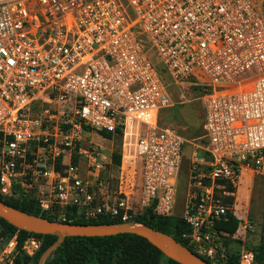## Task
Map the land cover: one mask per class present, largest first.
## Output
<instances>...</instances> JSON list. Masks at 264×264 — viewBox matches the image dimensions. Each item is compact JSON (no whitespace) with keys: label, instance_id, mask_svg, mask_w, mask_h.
<instances>
[{"label":"built area","instance_id":"1","mask_svg":"<svg viewBox=\"0 0 264 264\" xmlns=\"http://www.w3.org/2000/svg\"><path fill=\"white\" fill-rule=\"evenodd\" d=\"M264 0H0V195L34 200L43 212L77 208L85 220L129 218V174L109 193V160L90 139L143 126L132 158L139 204L173 216L184 138L158 125L171 105L147 58L154 50L172 84L201 87L203 139L193 154L182 219L186 248L212 264L226 258L223 196L239 172L264 169ZM74 158H83L87 178ZM264 208V195H263ZM237 218V217H236ZM241 229L252 230L242 221ZM264 231V224H263ZM35 237L22 250L33 255ZM16 236L0 256L14 264ZM238 264H254L240 253Z\"/></svg>","mask_w":264,"mask_h":264},{"label":"rangeland","instance_id":"2","mask_svg":"<svg viewBox=\"0 0 264 264\" xmlns=\"http://www.w3.org/2000/svg\"><path fill=\"white\" fill-rule=\"evenodd\" d=\"M262 13L264 15V5L262 6ZM147 58L156 69L160 68L162 70L164 74L163 78L166 83H168L167 87L171 98V105L159 112L158 125L163 128H170L184 138L176 184V197L172 211L173 216L182 218L184 201L188 193V177L191 160L194 153L196 155L201 154V147L204 143L203 108L201 103L203 92L202 89L192 81L176 85L172 84L167 71L154 50L148 51ZM144 132L145 128L139 126L133 128L132 131H127L124 137L123 135H113L111 138L107 139L97 134L90 135L93 144L99 149L100 153L109 160V163L104 166L101 172V180L105 182L104 186L107 191L109 193H114L118 190L119 167L122 166L129 174V180L127 181V189L131 192L128 200V206L130 208L129 216L138 214L141 211L138 192L141 182V169L139 168L138 161L134 160L132 156L134 154L135 144L137 140L143 136ZM113 154L120 155L121 160L119 166L112 161ZM73 163L78 165L79 175L82 178H87L88 174L85 170V160L83 158H74ZM231 188L232 190L227 191L232 195L223 196L222 201L231 212L234 211L233 206L236 205L235 210H237V215L244 216L246 222L252 224V230L243 231L244 234L248 235L247 245L248 243H255L256 241V245H258L260 239L264 242V169L260 173L253 172L251 168L241 170L239 172L238 182ZM17 191L18 196L16 197H4L1 195L0 197L10 202L22 198L26 199L18 187ZM226 200H229L231 204H228ZM37 239L40 241V247L33 255H27L22 250L23 255L28 258L27 264H34V258L40 252L43 245L42 239ZM10 240L11 239L6 240L0 237V256L8 247ZM17 253L16 251L14 260ZM21 263L23 264V260ZM157 264H169V262L164 258H159Z\"/></svg>","mask_w":264,"mask_h":264},{"label":"trees","instance_id":"3","mask_svg":"<svg viewBox=\"0 0 264 264\" xmlns=\"http://www.w3.org/2000/svg\"><path fill=\"white\" fill-rule=\"evenodd\" d=\"M157 71L167 86L168 83L163 78L164 74L162 70L158 68ZM202 92L204 94L203 89ZM113 135H122V132L119 130L114 134L101 132V136L107 139ZM120 160L121 157L119 154L112 155V161L117 166L120 165ZM227 190H232L231 186H228ZM0 200L21 212L39 216L50 221L72 224H120L123 222H136L171 237L176 243L184 247H186V243L182 236L190 232L189 226L185 224L182 218L175 216H156L150 209L146 208H141L138 214L132 215L130 213L132 216H129V218L123 221L121 215L114 218L102 216L98 220H85L78 215V209L73 207L63 211L65 221H62L59 217L61 213L43 212L34 200L22 198L10 202L3 200L1 197ZM226 202L231 204L229 200H226ZM240 225L241 221L227 212L226 215L222 216L215 223V229L225 233L228 238L238 232ZM0 226L1 238L9 240L16 236V251L18 253L14 260L15 264H22V260L23 264H27L28 258L23 255L22 251L23 244L27 238L35 237L43 241L40 252L34 258V264H37L43 251L56 240V237L53 235H38L18 230L1 218ZM259 243L253 247L247 246V250L254 253V264H264V242L260 239ZM223 244L226 248V258L219 264H238L239 252L227 249L225 238L223 239ZM159 258L166 259L169 264H178L165 257L145 239L133 234H121L109 237H66L62 244L46 259L44 264H157ZM205 261L212 264L208 260Z\"/></svg>","mask_w":264,"mask_h":264},{"label":"water","instance_id":"4","mask_svg":"<svg viewBox=\"0 0 264 264\" xmlns=\"http://www.w3.org/2000/svg\"><path fill=\"white\" fill-rule=\"evenodd\" d=\"M0 218L18 230L38 235H53L56 240L40 255L37 264L46 259L62 244L66 237H109L121 234H133L145 239L165 257L178 264H210L176 243L171 237L136 222L120 224H72L29 215L0 200Z\"/></svg>","mask_w":264,"mask_h":264},{"label":"crops","instance_id":"5","mask_svg":"<svg viewBox=\"0 0 264 264\" xmlns=\"http://www.w3.org/2000/svg\"><path fill=\"white\" fill-rule=\"evenodd\" d=\"M234 207V211H235V215L236 217L242 222L245 221V217L244 216H238L237 215V210L236 209V205L233 206ZM243 230L240 229L238 230V232L230 237H225L226 239V247L227 249H230L231 251H238L239 253L245 251L249 246V247H253L256 245L257 241L255 243H248L247 245V241H248V235L244 234Z\"/></svg>","mask_w":264,"mask_h":264}]
</instances>
